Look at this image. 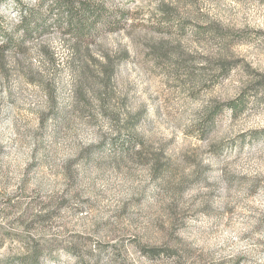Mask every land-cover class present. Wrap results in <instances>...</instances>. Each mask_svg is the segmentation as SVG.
<instances>
[{"label": "rangeland", "instance_id": "obj_1", "mask_svg": "<svg viewBox=\"0 0 264 264\" xmlns=\"http://www.w3.org/2000/svg\"><path fill=\"white\" fill-rule=\"evenodd\" d=\"M38 1L0 4V38L13 41L4 45L9 72L19 65L23 75L20 55L42 69L78 63L77 75L102 85L89 90V104L103 94L128 135L147 148L152 167L164 169L144 196L153 209L144 218L152 255L142 264H208L209 254L213 264H264V0H69L103 7L102 22L122 15L89 47L55 28L63 11L49 10L50 1L38 10L46 28L24 40L20 10ZM222 63L227 75H217ZM25 85H33L26 76L18 87ZM239 97L244 105L231 112L228 104ZM214 106L213 125L201 130ZM27 125H40L31 110L0 115V258L35 250L40 264H49L46 236L70 233L87 247L99 225L111 233L118 222L98 218L96 206L76 201L67 188L56 190L64 177L37 166L36 150L19 130ZM85 222L87 235L80 231ZM96 242L115 246L106 234ZM106 259L101 249L97 264Z\"/></svg>", "mask_w": 264, "mask_h": 264}, {"label": "clouds", "instance_id": "obj_2", "mask_svg": "<svg viewBox=\"0 0 264 264\" xmlns=\"http://www.w3.org/2000/svg\"><path fill=\"white\" fill-rule=\"evenodd\" d=\"M67 38L71 42L72 38ZM6 43V39L0 38V115L9 110L15 114L21 109L35 113L40 118L39 127L27 125L19 130L25 135L28 150H36L37 166L47 164L64 177L56 189L58 192L67 188L68 195L76 201L96 206L98 218H110V224L118 222V228L111 233H106L110 225H99L95 240L87 241V247L70 233L46 236L51 242L49 264H69L67 257H71L70 264H97L101 249L110 264H142L144 255H152L144 243L148 239L144 218L151 216L153 209L144 196L160 184L164 169L152 167L147 148L141 147L138 137L128 135L124 118L112 110L103 94L100 103L89 104V90L102 85L77 75L78 63L75 69L76 62L60 61L50 68H37L31 65L30 58L20 55L24 45L23 50L14 51L24 65L23 75L19 65L10 73L5 62L10 52L4 50ZM25 76L33 85H25L21 90L18 86ZM8 134L14 132L9 129ZM41 175L47 178L45 173ZM87 227L89 224L85 222L80 229L85 235ZM101 234H106L115 246L96 242ZM0 259L4 264H25L32 257ZM215 259L209 254L208 264Z\"/></svg>", "mask_w": 264, "mask_h": 264}, {"label": "trees", "instance_id": "obj_3", "mask_svg": "<svg viewBox=\"0 0 264 264\" xmlns=\"http://www.w3.org/2000/svg\"><path fill=\"white\" fill-rule=\"evenodd\" d=\"M48 1L51 2L49 10L51 7H57L63 11V18L56 21L55 28L63 30L64 33H67L74 40V43L79 46L89 47L90 43L93 40L100 38L105 32H108L109 27L116 25L120 22L121 16L111 15L110 20L107 22H102L100 16L103 11V7L93 6L90 3L83 1H69V0H39L36 7L20 10L21 14V28H22V37L24 40L32 37L35 31H43L45 25L43 24L44 20L38 15L39 7H42ZM5 0H0V4L4 3ZM64 19V20H63ZM118 19V20H117ZM43 20V21H42ZM31 22H34V26H31ZM43 26V27H42ZM12 39L9 38L6 47L9 48L13 43ZM18 46H21L19 44ZM17 46V47H18ZM15 47V45L13 46ZM87 49V48H86ZM81 58V56H78ZM228 66L226 64H220L217 67V75L225 74L227 75ZM214 78V77H213ZM108 83V81H105ZM211 82V81H210ZM244 99L238 98L234 102L228 104L229 110L231 112H237L242 106ZM218 113L217 107L214 106L210 108L206 113H204L203 120L201 121V130L207 131L211 128L214 122V118ZM32 257L31 260H26L25 264H40L41 259L37 254V251L33 250L30 254Z\"/></svg>", "mask_w": 264, "mask_h": 264}]
</instances>
